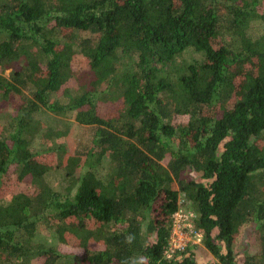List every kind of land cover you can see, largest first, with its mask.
Returning <instances> with one entry per match:
<instances>
[{"label":"trees","instance_id":"16d2710c","mask_svg":"<svg viewBox=\"0 0 264 264\" xmlns=\"http://www.w3.org/2000/svg\"><path fill=\"white\" fill-rule=\"evenodd\" d=\"M263 1L0 0V91L19 97L0 138V191L28 188L0 204V264H63L32 242L40 229L79 247L83 264H197L190 246L164 258L180 196L214 264H236L248 223L260 237L245 264H264ZM188 51L200 59L178 61ZM77 55L89 80L72 93ZM41 109L93 133L48 130L33 152Z\"/></svg>","mask_w":264,"mask_h":264},{"label":"rangeland","instance_id":"374dc122","mask_svg":"<svg viewBox=\"0 0 264 264\" xmlns=\"http://www.w3.org/2000/svg\"><path fill=\"white\" fill-rule=\"evenodd\" d=\"M262 7H264V1L262 3ZM253 32L251 35L259 34L260 27L257 25L253 26ZM194 59H200L198 54H193L191 51L183 53V55L178 59L184 60L185 62H192ZM73 70L75 74L79 76V81H74L68 84L69 91L74 93L78 90V87L83 84L87 83L89 80V70L87 62L81 57L76 56L73 60L72 64ZM11 70H6L2 75L5 78L9 77ZM25 96H29L31 98V94L28 93V90L23 91ZM64 91H60L56 95H53L51 98L53 100H60L64 99L63 97ZM19 97H4L2 92L0 91V138L8 137L14 131L15 125L17 124L16 121V113L14 104L18 101ZM33 126L40 131L34 137L31 142L30 148L33 152H41L45 148L48 147V144L44 146V138L48 132V130L53 131H67L70 136L73 138H85L88 134L93 133L90 131L89 127H81L75 123L72 117L65 118L61 116H57L52 114L51 112L47 111L46 109H41L39 112L33 115ZM54 142L53 138L50 141ZM56 142L64 143V140L61 139L60 141L57 140ZM45 162H48L54 166L57 163V159L54 155L46 154L42 157ZM64 172L60 170H52L49 174L46 175V182L50 184V186L56 192H64L66 187ZM185 177L198 180V176L195 175L193 172H186ZM200 181V180H199ZM27 184H22L17 186L14 182H4L1 187L0 191V204H6L9 199L10 195L15 192H25L27 193ZM182 197V196H180ZM186 206V203H185ZM188 207V206H186ZM259 231H257L256 224L248 223L241 231L237 241L234 244L233 251L235 255V263L236 264H245L250 260L252 256H254L258 251L259 245ZM33 243L46 245V246H53L55 249H58L61 254L63 255V264H83L81 263L80 254L81 249L77 246L71 245H62L57 242V239L53 233V231L49 229H40L37 232V235L32 240ZM191 247V254H193L195 261L197 264H214L216 260L214 257L207 251V249L202 244V241L197 245H192ZM79 255V257H78Z\"/></svg>","mask_w":264,"mask_h":264},{"label":"built area","instance_id":"2783aa9c","mask_svg":"<svg viewBox=\"0 0 264 264\" xmlns=\"http://www.w3.org/2000/svg\"><path fill=\"white\" fill-rule=\"evenodd\" d=\"M185 198L179 197L178 209L172 216L171 232L164 251L166 260L173 259L187 247L202 241V235L195 230L196 213L185 206Z\"/></svg>","mask_w":264,"mask_h":264}]
</instances>
